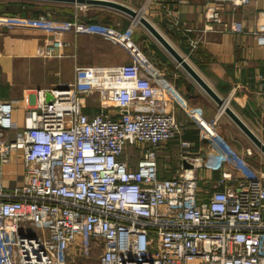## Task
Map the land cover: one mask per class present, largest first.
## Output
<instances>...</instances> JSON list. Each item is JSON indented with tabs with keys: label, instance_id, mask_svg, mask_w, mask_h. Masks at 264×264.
I'll return each mask as SVG.
<instances>
[{
	"label": "built area",
	"instance_id": "2783aa9c",
	"mask_svg": "<svg viewBox=\"0 0 264 264\" xmlns=\"http://www.w3.org/2000/svg\"><path fill=\"white\" fill-rule=\"evenodd\" d=\"M206 2L212 29L221 23L219 4L235 9L249 0ZM62 4L74 7L70 18L0 13L2 27L50 35L45 41L5 34L2 50L52 57L64 44L62 33L97 32L85 20L86 4ZM222 28L244 32L239 19ZM130 33L112 34L130 62L75 65L71 81L36 88L15 136L12 112L19 99L0 98V264H264V179L218 130L221 108L211 118L199 109L188 113L209 152L190 151L191 142L181 139L188 166L170 178L158 176L157 147L185 126L168 102L188 106L173 85L148 73ZM253 33L264 46V22ZM257 93L264 115V77ZM88 97L101 110L84 111ZM128 146L140 153L135 167ZM18 150L23 182L5 185L4 166ZM205 162L235 170L223 169L204 189L199 171Z\"/></svg>",
	"mask_w": 264,
	"mask_h": 264
},
{
	"label": "crops",
	"instance_id": "0c3cea01",
	"mask_svg": "<svg viewBox=\"0 0 264 264\" xmlns=\"http://www.w3.org/2000/svg\"><path fill=\"white\" fill-rule=\"evenodd\" d=\"M21 1L25 3L24 12L32 13L30 15L48 13L39 5L64 6L62 3L49 1L41 3L0 0V3L19 4L22 3ZM119 1L142 10L237 115L261 140H264V115L260 106L262 96L257 93L264 77V46L257 44L253 33V30L264 22V0H249L247 4L235 9L219 4L221 23L212 29L206 25L204 14L206 0ZM4 4H0V13H9ZM70 5H65L71 8V11L69 10L71 14L66 18H70L74 12V7ZM94 7L96 12L92 15L87 13L85 20L94 24L97 32L76 35L69 31L62 33L64 44L52 57H20L4 52L1 40L5 34L28 35L45 41L50 35L28 28L7 29L0 26V98L19 99L18 103H14L12 118L15 127L11 135L15 136L16 131H20L25 126L24 111L26 107L33 105L32 93L36 88H52L71 81L75 65H111L130 62L131 57L126 48L121 43H117L112 36V34H123L130 29V37L144 54L143 63L146 64L148 73L158 77L163 84L173 85L188 106L168 102L175 119L185 126L180 134L161 142L156 149L157 174L160 178H170L180 172L186 163L180 155L181 139L191 142L190 151H201L203 155L209 152L203 141L198 138L196 125L188 118V113L199 109L204 117L211 118L217 113L219 105L141 23V26L134 25L133 17L127 13L112 8H102L104 6L94 5ZM16 10L19 11L18 8ZM59 11L63 13L65 10ZM61 16L64 17L63 14ZM231 19L241 20L244 32L235 33L223 29L224 23ZM25 94L30 95V104H25L21 100ZM91 100V104L84 106V111L101 110L96 99L91 97ZM218 130L249 162L255 161L253 157L262 159L261 154L255 150L256 146L224 112L219 115ZM145 146L147 144H142L141 148ZM246 149H250L252 153L246 154ZM19 152V150L12 151L10 161L4 166L3 184L5 185L13 186L23 182V167L17 157ZM125 154L129 153L125 152ZM139 155L138 149L133 157L130 155L132 167L136 166ZM261 163L260 161L259 164ZM253 166L264 178V166ZM223 169L231 172L235 170L228 165L221 167L205 162L199 171L202 177L201 187L210 188L212 182L220 177Z\"/></svg>",
	"mask_w": 264,
	"mask_h": 264
},
{
	"label": "water",
	"instance_id": "95a60500",
	"mask_svg": "<svg viewBox=\"0 0 264 264\" xmlns=\"http://www.w3.org/2000/svg\"><path fill=\"white\" fill-rule=\"evenodd\" d=\"M59 3H81L89 5L104 6L112 8L128 15L133 19L137 18L155 39L172 55V57L187 71V73L197 82V84L222 108L231 120L241 129V131L251 140V142L264 154V141L237 115V113L225 102V100L213 89V87L199 74L191 63L183 56L169 40L158 30V28L140 10L115 0H41ZM51 98L49 92L46 93V100ZM185 166H188L185 163Z\"/></svg>",
	"mask_w": 264,
	"mask_h": 264
},
{
	"label": "rangeland",
	"instance_id": "374dc122",
	"mask_svg": "<svg viewBox=\"0 0 264 264\" xmlns=\"http://www.w3.org/2000/svg\"><path fill=\"white\" fill-rule=\"evenodd\" d=\"M26 1H32V2H41V3H43V1H35V0H26ZM22 2V1H21ZM50 2V1H49ZM51 3H53V2H51ZM87 5V7L89 8L88 10H86V12L88 13V15L91 13V15L93 14V12H96V9H95V7H94V5H89V4H86ZM39 6H42V8H45V10H46V12H48V13H51V14H54L53 16H55V17H57V18H66V16H68L69 14H68V12H70L71 10V8L69 7V6H67V7H51V6H49V5H39ZM70 6H72V5H70ZM73 8V7H72ZM83 8H85V7H83ZM102 8H108V7H102ZM31 10V9H30ZM59 10H65L63 13H60V11ZM70 10V11H69ZM80 11V10H79ZM28 12V11H27ZM140 13H142L144 16H146V14L144 13V12H142V10L140 11ZM22 14H24V15H30V14H32V13H22ZM61 14H63L64 15V17L63 16H61ZM71 14V13H70ZM60 15V16H59ZM148 18V17H147ZM132 20V19H131ZM134 25H139V26H141V24L139 23V22H136V24H134ZM91 102H92V100H91V98L90 97H88L87 99H86V103H88V104H91ZM110 108H112V107H110ZM223 113V110L221 111V114ZM216 115V114H215ZM214 115V116H215ZM213 117V116H212ZM262 141H264V140H262ZM136 148L134 147V146H130L129 148H128V150L126 151L127 153H129L130 155H132V157H133V155L134 154H136ZM255 150L258 152V154H261V156H262V159H259V157H253L254 159H255V161L253 160V161H250L253 165H259V166H264V154H262L261 152H260V150L257 148V147H255ZM262 162L261 164H259V162ZM262 179H264V178H262ZM205 189H208V188H205Z\"/></svg>",
	"mask_w": 264,
	"mask_h": 264
},
{
	"label": "trees",
	"instance_id": "16d2710c",
	"mask_svg": "<svg viewBox=\"0 0 264 264\" xmlns=\"http://www.w3.org/2000/svg\"><path fill=\"white\" fill-rule=\"evenodd\" d=\"M0 4L3 5L4 3H0ZM15 4H17V3H15ZM15 4L9 2V3L4 4V5H5V7L8 9L7 11H8L9 13H17V12H19V11H21V13H22V12L24 13V10L26 9V8L24 7L25 3L22 2V3H19V4H17V5H15ZM64 6H65V5H64ZM64 6H62V7H64ZM65 7H67V6H65ZM16 8H18L19 11H17ZM24 8H25V9H24ZM70 13H71V12H68V14H70Z\"/></svg>",
	"mask_w": 264,
	"mask_h": 264
},
{
	"label": "bare ground",
	"instance_id": "6f19581e",
	"mask_svg": "<svg viewBox=\"0 0 264 264\" xmlns=\"http://www.w3.org/2000/svg\"><path fill=\"white\" fill-rule=\"evenodd\" d=\"M134 22H138V19H137V18H135V19H134ZM226 103H227V102H226ZM221 109H222V108H221Z\"/></svg>",
	"mask_w": 264,
	"mask_h": 264
}]
</instances>
